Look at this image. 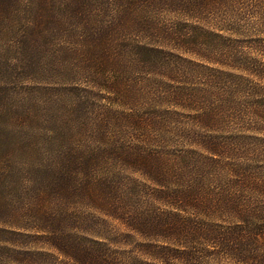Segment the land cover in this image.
Listing matches in <instances>:
<instances>
[{
  "label": "trees",
  "instance_id": "trees-1",
  "mask_svg": "<svg viewBox=\"0 0 264 264\" xmlns=\"http://www.w3.org/2000/svg\"><path fill=\"white\" fill-rule=\"evenodd\" d=\"M38 2L35 66L96 117L82 147L50 122L61 167L0 219V264H264V0Z\"/></svg>",
  "mask_w": 264,
  "mask_h": 264
},
{
  "label": "rangeland",
  "instance_id": "rangeland-1",
  "mask_svg": "<svg viewBox=\"0 0 264 264\" xmlns=\"http://www.w3.org/2000/svg\"><path fill=\"white\" fill-rule=\"evenodd\" d=\"M38 3V0H0V109L7 114L0 123L9 127V133L3 131L4 137L0 139V219L3 220L11 217L13 211L24 212L38 194L49 191L36 181L47 176L51 167H61L55 162L56 156L50 148V122L69 125L72 119V125L78 131L74 143L82 147L88 144L89 137L85 135L79 142L78 128L96 117V112L90 114L86 106L80 111H72L82 89H76L77 83L71 76L62 70H42L35 66L36 60L26 36L35 21L33 11L36 5L38 8ZM51 4L57 6L56 0H51ZM146 14L158 15L154 12ZM160 18L172 20L164 13ZM131 76L132 72L123 68L113 82L121 80L123 85L120 86L131 87ZM144 84L138 83L135 87L142 88ZM81 86H85L84 82ZM30 108H33L30 116L36 115L34 123L25 118ZM110 166L95 167L99 170ZM48 198L55 199L50 192ZM0 227L8 228L3 223Z\"/></svg>",
  "mask_w": 264,
  "mask_h": 264
}]
</instances>
